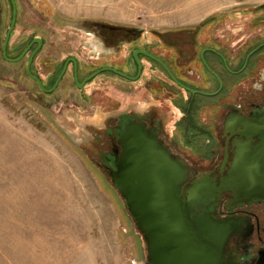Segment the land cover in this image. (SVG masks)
Returning <instances> with one entry per match:
<instances>
[{"label":"flooded vegetation","instance_id":"obj_1","mask_svg":"<svg viewBox=\"0 0 264 264\" xmlns=\"http://www.w3.org/2000/svg\"><path fill=\"white\" fill-rule=\"evenodd\" d=\"M240 5L246 6L178 30L86 22L80 27L91 34L88 46L98 48L97 56L85 61L68 54L57 63L43 61L46 42L36 26L19 31L21 0H0V63L9 67L0 69L7 86L22 78L44 98L55 97L69 74L80 92L103 74L79 89L69 62L49 92L70 59L79 85L109 69L104 75L129 85L135 105L146 106L124 111L117 104L116 124L105 123L94 136L97 172L112 182L124 127L142 122L183 164L182 201L190 205L192 190L202 189L190 205L193 214H209L230 227L219 264H264V3ZM36 96L24 99L35 102Z\"/></svg>","mask_w":264,"mask_h":264},{"label":"rangeland","instance_id":"obj_2","mask_svg":"<svg viewBox=\"0 0 264 264\" xmlns=\"http://www.w3.org/2000/svg\"><path fill=\"white\" fill-rule=\"evenodd\" d=\"M264 0H21L19 31L36 26L42 59L85 61L98 48L80 26L178 30ZM104 62H109L105 59ZM5 66V67H4ZM1 68L9 69L0 63ZM0 69V264H144L146 250L119 190L95 168L94 136L135 105L129 85L98 77L84 92L69 74L55 97ZM44 72V70L42 69ZM13 73V71H11ZM37 95L35 102L24 99ZM112 98V99H111ZM115 100V101H114Z\"/></svg>","mask_w":264,"mask_h":264},{"label":"water","instance_id":"obj_3","mask_svg":"<svg viewBox=\"0 0 264 264\" xmlns=\"http://www.w3.org/2000/svg\"><path fill=\"white\" fill-rule=\"evenodd\" d=\"M36 42L41 44L40 40ZM5 48L6 42L3 51ZM69 62L74 66L79 89L99 74L110 71L99 70L79 85L76 62L70 59L49 92L57 87ZM119 145L121 153L110 175L134 226L142 234L147 252L144 264H219V249L228 238L230 227L213 220L209 214H193L190 205L202 189L192 190L190 205L182 201L183 164L171 157L142 122L127 123Z\"/></svg>","mask_w":264,"mask_h":264},{"label":"trees","instance_id":"obj_4","mask_svg":"<svg viewBox=\"0 0 264 264\" xmlns=\"http://www.w3.org/2000/svg\"><path fill=\"white\" fill-rule=\"evenodd\" d=\"M128 215H129V213H128ZM130 216V215H129Z\"/></svg>","mask_w":264,"mask_h":264}]
</instances>
